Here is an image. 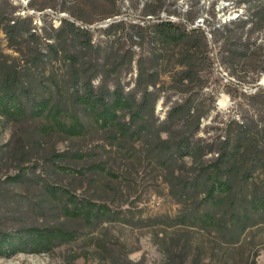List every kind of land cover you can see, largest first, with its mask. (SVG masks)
<instances>
[{
    "label": "trees",
    "instance_id": "16d2710c",
    "mask_svg": "<svg viewBox=\"0 0 264 264\" xmlns=\"http://www.w3.org/2000/svg\"><path fill=\"white\" fill-rule=\"evenodd\" d=\"M168 1L178 0H148L135 20L120 17V0H29L34 11L66 14L57 27L52 20L38 27L33 16L17 14L12 0H0V33L17 54L0 53V121L33 122L39 139L79 138L95 127L137 141L157 129L159 150L192 159L203 198L190 223L235 244L264 223V87L256 85L264 73V0H226L232 9L245 5L244 13L202 25L194 11L200 0L161 18ZM216 63L234 78L227 84L234 103L227 118L203 127L210 108L200 94ZM165 71H171L168 83L161 82ZM161 98L168 105L162 121L156 117ZM67 158L53 153L49 160L58 172L75 173L59 164ZM45 189L71 219L93 222L110 213L63 188ZM77 239L63 225L0 230V257L48 253Z\"/></svg>",
    "mask_w": 264,
    "mask_h": 264
},
{
    "label": "rangeland",
    "instance_id": "374dc122",
    "mask_svg": "<svg viewBox=\"0 0 264 264\" xmlns=\"http://www.w3.org/2000/svg\"><path fill=\"white\" fill-rule=\"evenodd\" d=\"M120 1V17L130 15L138 20L148 0ZM12 2L18 15L33 16L38 27L44 20H52L57 27L59 18L66 16H57L52 10L34 11L28 7L29 0ZM189 6V0L168 1L160 16L167 17L165 10L185 12ZM244 7L232 9L226 0H200L194 7L199 13L196 24L205 20L224 23L244 13ZM108 23L110 20L98 27ZM0 53L17 56L2 33ZM165 72L162 83L170 81L171 71ZM132 75L135 78L136 70ZM209 76V84L200 94L208 99L210 108L203 127L213 119L227 118L234 103L227 87L234 78L219 63ZM256 85L264 87V73ZM245 91L254 88L247 86ZM167 109L161 98L156 105L160 121ZM35 126L33 122L0 121V230L15 233L24 227L63 225L78 239L48 253L3 256L0 264H264V223L247 230L235 244L214 230L199 231L190 223L188 219L200 211L203 198L194 187L192 159L179 157L173 149L159 150L157 129L137 141L115 138L95 127L79 138L53 135L39 139ZM53 153L69 154L59 164L81 174L58 172L49 160ZM19 175L21 180H12ZM46 184L103 204L110 213L93 222L71 219L60 202L49 196Z\"/></svg>",
    "mask_w": 264,
    "mask_h": 264
},
{
    "label": "water",
    "instance_id": "95a60500",
    "mask_svg": "<svg viewBox=\"0 0 264 264\" xmlns=\"http://www.w3.org/2000/svg\"><path fill=\"white\" fill-rule=\"evenodd\" d=\"M237 17V16H236ZM220 105H222V102L220 103Z\"/></svg>",
    "mask_w": 264,
    "mask_h": 264
},
{
    "label": "bare ground",
    "instance_id": "6f19581e",
    "mask_svg": "<svg viewBox=\"0 0 264 264\" xmlns=\"http://www.w3.org/2000/svg\"><path fill=\"white\" fill-rule=\"evenodd\" d=\"M225 101V100H224Z\"/></svg>",
    "mask_w": 264,
    "mask_h": 264
}]
</instances>
